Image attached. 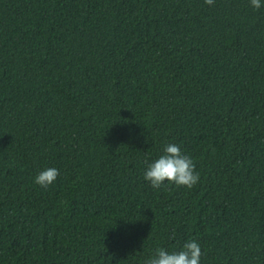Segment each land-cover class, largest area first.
<instances>
[{
  "label": "trees",
  "instance_id": "1",
  "mask_svg": "<svg viewBox=\"0 0 264 264\" xmlns=\"http://www.w3.org/2000/svg\"><path fill=\"white\" fill-rule=\"evenodd\" d=\"M170 143L191 189L144 179ZM191 240L200 264H264V7L0 0V264H145Z\"/></svg>",
  "mask_w": 264,
  "mask_h": 264
},
{
  "label": "clouds",
  "instance_id": "2",
  "mask_svg": "<svg viewBox=\"0 0 264 264\" xmlns=\"http://www.w3.org/2000/svg\"><path fill=\"white\" fill-rule=\"evenodd\" d=\"M215 0H205L207 5H214ZM254 9L264 7L262 0H250ZM59 176L56 168H47L35 177V183L47 188ZM144 179L150 182L153 188H160L165 182L193 188L200 180V173L196 171L192 158L182 152L180 145L170 143L163 149V155L148 164ZM203 255L196 240L186 242L179 251L169 252L165 248H157L152 257L145 264H200Z\"/></svg>",
  "mask_w": 264,
  "mask_h": 264
}]
</instances>
